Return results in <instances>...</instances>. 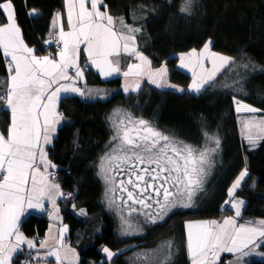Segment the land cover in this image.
<instances>
[{
	"label": "trees",
	"instance_id": "16d2710c",
	"mask_svg": "<svg viewBox=\"0 0 264 264\" xmlns=\"http://www.w3.org/2000/svg\"><path fill=\"white\" fill-rule=\"evenodd\" d=\"M104 2L111 16L140 29L139 50L149 57L154 68L166 65L169 81L187 92L162 91L146 82L130 95L120 91L107 100L87 102L74 96L61 101L60 110L67 122L49 148V157L55 167L61 168L56 182L64 192L74 195L71 200H63L62 207L71 242L81 255L80 264H136L130 257L133 248L121 250L139 243L144 256L164 237L174 235L185 241L188 222L220 221L233 215L234 210L226 207L229 190L246 168L248 176L235 198L244 200L243 217L264 219V139L252 145L243 137L233 99L261 109L258 114L264 116V0H193L190 15L180 11L185 0ZM12 3L24 44L47 56L44 45L52 37L54 17L65 14V0ZM33 10L39 14L32 15ZM7 22L5 15L0 14V26ZM206 44L210 52L228 55L234 63L211 83L213 87L205 85L196 94L191 91L193 75L179 70L178 65L184 55L193 51L199 54ZM81 61L85 66L84 56ZM8 63L0 49V95L8 89H4L10 77ZM86 85L120 88L121 80L104 81L87 68ZM118 109L154 123L171 137L197 149L215 148L214 143L206 142L205 132L220 141L211 157L212 166L206 168L207 190L198 197L196 207L176 212L146 236L127 239L120 237L118 221L106 208L104 184L98 175L99 161L114 136L112 118ZM10 122L11 113L0 101V130L6 132ZM77 211H84V215H77ZM48 228L49 220L35 215L21 225L30 238H43ZM104 248L116 253L112 260L105 259ZM260 250L264 252V245ZM27 255L18 257L16 264H22ZM232 258L224 255L220 264H231ZM169 264L191 263L185 254H180ZM246 264H264V260L252 259Z\"/></svg>",
	"mask_w": 264,
	"mask_h": 264
},
{
	"label": "snow or ice",
	"instance_id": "6c2138e0",
	"mask_svg": "<svg viewBox=\"0 0 264 264\" xmlns=\"http://www.w3.org/2000/svg\"><path fill=\"white\" fill-rule=\"evenodd\" d=\"M85 3L86 0H79L76 23L72 21L70 7L68 23L73 31L69 33L61 31L64 49L60 52V60L57 61L47 56L39 58L33 55V49L28 48L20 36L12 0H0V14H4L8 21L7 24L0 26V49H3L6 57H11L8 65L10 80L7 93L6 96H0V101L11 113L7 136L0 133V264H8L10 253L15 248L14 245L8 247L6 255L5 241L9 240L14 232L18 243L24 240L17 224L25 204L29 208H39L43 211V200L47 199L55 205L56 197L64 195L60 191V185L48 179L54 175L48 172V168H54L55 165L47 160V153L41 142L48 144L51 141V133L55 132V125L59 123L60 116L55 112L59 94L75 92L84 95L81 88L75 86L77 80L82 79L84 75L76 62L81 41L87 48L92 64L106 76L120 72L119 60L113 61L109 57L119 56L121 48L128 55H135L142 63L149 65L147 73L149 82L156 84L157 87H161L160 80L167 74L166 68L153 71L150 68L151 62L137 52L136 37L131 33L139 32V28H129L121 19L119 23L127 28L128 34L123 31L117 32L113 17L100 11L99 6L103 4V0H91V11L85 7ZM69 4L72 5V0H69ZM192 4L193 0H185L180 11L190 15ZM66 37H74L73 52L70 55ZM204 53H209L207 58L211 60L212 68L206 69L200 62L201 72H193L191 91L196 94H199L205 85L213 87L210 82L215 80L217 72L234 63L231 57L210 52L208 44L200 54L201 58L204 57ZM196 55L195 51L190 53L192 57ZM186 66L182 62L181 67ZM69 67L75 69L74 77L68 75ZM133 69L137 71L134 72ZM140 69L141 65L132 64L123 72V76L127 78L130 75H143ZM65 80L71 83L62 84L61 81ZM130 89L133 92L139 91L140 81L126 80L124 91L128 92ZM233 99L237 112L262 111ZM116 115L119 117L120 113ZM245 123L249 130L259 129L255 139L250 132L246 135L250 144L255 145L256 139H264V119L257 120L253 117ZM204 136L206 142L215 144V148L206 146L202 150L197 149L162 133L149 121L133 119L130 114H124V118L118 120L112 138L118 143L104 157L105 163L101 165L104 179L110 185L109 192L114 195L119 190L127 194L126 197L121 195L119 199L127 206L128 215L140 211L133 205H140L141 209L156 205L154 212L144 213L147 220L153 224L163 221L175 208L192 207L194 194L203 190L206 168L212 166L211 155L220 144L217 137L210 136L207 132ZM41 165L44 166V171H41ZM121 171L126 172L127 180L120 179L117 182L115 176L109 175L111 172L118 174ZM247 175V169L241 172L229 190L230 197ZM128 185H131V189ZM114 202L110 200V203ZM243 203L242 200H236L231 204L237 217L240 216ZM121 219L128 228H131V224L123 216ZM187 227L189 229L187 248L191 264H215L221 252L239 253L236 259L240 264L244 257L253 254L264 256V252L256 251L264 245V220L255 224L248 222L237 225V221L230 217L222 223L211 221L195 226L189 224ZM193 227L197 228L195 234L192 232ZM66 231V227L61 230ZM125 234L130 233L125 230ZM27 244L30 248L35 246L32 241H27ZM56 244L63 247V239H57ZM46 245L47 241L41 243V247ZM172 248L171 242L161 245L158 251L163 255L156 259L155 264H169ZM103 251L109 259L114 255L108 248H104ZM48 255L54 256L57 261L60 260L58 248L49 251ZM153 255L144 254V258L148 260Z\"/></svg>",
	"mask_w": 264,
	"mask_h": 264
},
{
	"label": "crops",
	"instance_id": "0c3cea01",
	"mask_svg": "<svg viewBox=\"0 0 264 264\" xmlns=\"http://www.w3.org/2000/svg\"><path fill=\"white\" fill-rule=\"evenodd\" d=\"M65 4H66V8H65V14L63 15V17L61 15H56L54 17L53 20V24H52V33L51 36L54 35H59L61 37V31H63L64 33H69L72 32L73 29L72 27L69 25L68 21H69V10L71 7V11H72V21L73 23H76L77 21V14L79 12V0H72V5L69 4V0H65ZM85 7L91 11V0H86L85 3ZM100 11L102 12H106L108 15L109 12L106 8L105 2L103 0V4L99 6ZM39 14V12L35 13L34 11L32 12V15L37 16ZM111 16V15H110ZM113 17V16H112ZM122 18H115L114 17V28L117 32H125L127 33V28L123 27L119 21ZM124 21V24L127 25L129 28H134L133 26L129 25L126 23V21L124 19H122ZM16 21V20H15ZM8 23V22H7ZM140 31L139 32H134L131 33V35H135L136 37V41H135V46H136V50L137 52L140 53L138 45H137V37L139 36ZM20 36L23 40L21 31H20ZM50 36V37H51ZM66 39L68 40V52L69 55L73 52V42H74V37H66ZM24 42V41H23ZM64 42V40H63ZM131 44V42H129ZM121 44H123V41H121ZM29 48V47H28ZM33 49V55L39 57V58H43L46 55H41L38 54L37 51L34 48ZM3 51V49H1ZM78 56L76 59L77 64L80 66V68L83 70L84 75L82 79H78L76 82V87L81 88L82 91H84V100L87 102L90 101H96V100H103L106 99L108 97H110L113 92L111 91H100L101 89H94V91H91V89H88L90 86L86 85V69H92L93 71L97 72L101 78L104 79H115L117 77L121 78V90L124 93H135L133 91H131V89L128 92L124 91V87H125V82L126 80L128 82H132L135 79L141 78V76H134V75H130L127 78L123 76V72L128 70V67L132 64H139L141 65V70L144 68V66L148 65V64H144L142 63L139 59H137L135 57V55H128L127 53H125L123 51V48H121L120 50V55L119 56H110L109 59L110 60H119V67H120V72L119 73H113L110 76H106L104 74H102L99 69L92 64L91 59L88 56V51L87 48L84 44L83 41H81L79 48H78ZM204 51V50H203ZM203 51L201 53H203ZM197 54V60L195 61V67L198 66L196 73L200 72L201 69L199 67V63L202 62L204 67H206V64L204 63L205 59H207V56L209 53H204V57L201 58L200 54ZM142 54V53H141ZM81 56H84L85 59V66L83 65V62L81 61ZM195 56V57H196ZM6 61H11V57H6L4 55ZM186 57H191L190 54H186L184 55L181 59L179 64H181L182 60ZM194 57V58H195ZM60 60V54L58 56V60ZM152 66V63H151ZM153 68V66H152ZM207 69V68H206ZM68 75L74 77L75 76V69L73 67H69L68 68ZM133 71H137L136 69H133ZM106 76V77H105ZM166 78H168L169 80V76H168V69H167V74H166ZM149 82V80H147ZM62 84H69L71 83L70 81H61ZM150 83V82H149ZM8 84L7 83V87L4 88V83H3V88L7 89L8 88ZM124 84V86H123ZM152 86L158 88L157 86H155V84L150 83ZM80 97L82 95H80L79 93H75V92H61L59 94V100L56 101L55 104V112L60 116V120L59 123H57L55 125V132L51 133V141L48 144H43L42 146L45 150V152L47 153V160L51 162L50 157H49V148L52 146L53 142L55 141V139L57 138L58 132L60 130V128L65 124L66 122V118L63 116V114L61 113L60 110V104L61 101L64 98L67 97ZM4 109L10 111L7 106L4 104ZM51 118V115H50ZM42 119V118H41ZM11 124V122H10ZM10 127V126H9ZM9 130V129H8ZM8 130L6 132L1 131L0 133L4 134L5 136H7ZM37 163H39V157H37ZM51 164H53L51 162ZM54 165V164H53ZM54 168H48V172L52 173ZM41 171H44V166L41 165ZM37 179H39V177H37ZM49 181L57 183L56 181L53 180L52 176L48 177ZM59 184V183H58ZM60 185V184H59ZM60 191L62 193H64V191L61 188L60 185ZM64 197L63 196H57L56 197V202L55 205H53L50 201H48L47 199L43 200V206H44V210L41 211L39 208H29L27 206V204H25L22 213L19 216L18 219V231L20 234H22V236L24 237V240L22 242H17L16 238H15V232L13 233L12 237L9 240L5 241V245H6V252L5 254L8 255V251L7 248L10 246H15V248L12 249L11 253H10V260L8 261V264H16L15 260L22 256V255H27L30 253H34L37 257V262L39 264H80L81 262V255L79 250L72 244L71 242V231L70 228L68 226V224L64 221V215H63V207H62V202H63ZM50 210V212H48ZM35 215V216H39V217H46L49 220V228L45 234V236L43 238H30L27 237L25 235V233L21 230V225L22 222L27 219L28 217ZM67 228L66 232H61V230L63 228ZM63 239V247H61L60 245L56 244V240L57 239ZM27 241H32L33 244L35 245L34 247H29L27 244ZM47 241V245L44 247H41V243ZM59 249V253H60V260L57 261L56 258L54 256H49L48 252L49 251H55L56 249ZM232 264V262H231Z\"/></svg>",
	"mask_w": 264,
	"mask_h": 264
},
{
	"label": "rangeland",
	"instance_id": "374dc122",
	"mask_svg": "<svg viewBox=\"0 0 264 264\" xmlns=\"http://www.w3.org/2000/svg\"><path fill=\"white\" fill-rule=\"evenodd\" d=\"M34 12L37 13L38 11H34ZM113 19H114V17H113ZM52 24H53V22H52ZM213 52H215L217 54H220V55H223V56H228V55H224V54H221L219 52H216V51H213ZM140 53H142V55L144 57H146L148 61L151 62V60L149 59V57L145 53H143L141 51H140ZM195 53L197 54V52H195ZM208 56H209V54H208ZM228 57H230V56H228ZM196 60H197V56L195 58L192 57V56L191 57L184 58L182 60V62H183V64H185L187 66L186 67H181V64H182V62H181V64L178 65V69L181 70V71H183V72H186V73H189V74L193 75V72H196V70L198 68V66L195 67V61ZM204 63L205 64H208L207 69H211L212 68V63H211V60L210 59L207 58V60H205ZM217 64H219V61H217ZM227 66L228 65H226L225 67L221 68L220 71L217 72L215 79L219 76V74ZM150 68L154 71V70L160 69V68H166L167 69V66L166 65H163L162 67H159V68H154V67L152 68V66L150 64ZM148 70H149V65L144 66V68L141 70L144 74L143 75H140L141 78L135 79V80H139L140 81V88L146 82H148L147 80H149L148 79V75H147ZM200 72H197V73H200ZM154 78L159 79L158 77H154ZM117 79L121 80V78L117 77L115 79H104V81H106V80H117ZM9 80H10V77H8V81ZM213 81H211L210 83H212ZM160 84H161V87H158V89H160L162 91H170V92H174V93H184V92H187V89H185V88H183L181 86H178V85L173 84L172 82H170L168 80V78H166V75L163 77L162 80H160ZM167 85H172L174 87H168ZM121 86H122V84H121ZM123 86H124V84H123ZM155 86H156V84H155ZM88 89H91V91H94V89H101L100 91H111V92H113V94L110 97H108L106 99H103V100H107V99L111 98L112 96H115L116 94H118V92L122 91L121 90V87L120 88H118V87L113 88V87H104V86H99V87H97V86H90L89 88H87V90ZM180 89H183L184 91H180ZM130 93L131 92L125 93V94L126 95H130ZM117 113H120V116L119 117L116 115ZM124 114H126V111L123 110V109H118L117 112H115V114H113L112 124H113V127H114V134H115V131H116V124H117L118 120L124 118ZM128 114H130L133 117V119H142L139 116H134L130 111H128ZM237 114H239L240 119H241V121H240L241 122V133H242L243 137L246 139V135H248L249 132H250L253 135L254 139H255V134L259 131V129L258 128H251L249 130L246 127V123L245 122L248 121V120H250V119H252L253 117H255L257 120L264 119V116L261 115V114H258V112L257 113H249V112H245V111L237 112ZM66 122H67V120H66ZM150 123L155 128H157L158 130H160L162 133H164L166 135H169V133H167V132L159 129L154 123H152V122H150ZM256 140H258V139H256ZM112 141H113V143H110V145H109L108 149L106 150L104 156L99 161V164H98V175H99L101 181L104 184V190H105L104 201H105V204H106V208L116 217V219L118 221V225H119L118 226V231H119L120 237L122 239H127V238H131V237H135V236H146L149 233L150 230H154L157 227L163 226L167 222L168 218L171 215H174L176 212L193 210L196 207L195 205L197 204L198 197L199 196H202L206 192V190H207V177H208V173L203 178L204 179V182H203V190L196 192L194 194L193 198H192V207H189V208H180V207L175 208L171 212H169V214L165 217V219L163 221L157 222L155 224L149 222L147 220V217L144 215V213H143V216L138 215V214L128 215V209L124 208L119 203L118 197L115 194L113 195L112 193L109 192L110 185H109V183H107L105 181L104 175L101 172V165L103 163H105L104 157L108 153H110L112 151V149L115 147V145L118 143V141H114L113 139L111 140V142ZM211 157H212V155H211ZM105 167H107V165H105ZM247 172H248V169H247ZM109 175L115 176L114 175V172L109 173ZM247 176L244 178L243 181H241V185L235 190V193L242 186V184L245 181V179L247 178ZM116 180H117V178H116ZM235 193H234V195L232 197L229 196L228 203L226 204V207H228V208L230 207V209H233L234 210V214L233 215H229L227 217H224L220 221H217V220H212V221H216L218 223H222L223 220L231 217V218H234L237 221V225H240V224H247L248 222H252L253 224H255V222H257V221L264 220V219H249V218L243 217V211H244L245 203H243V205L240 208V216L237 217L235 215V209L231 207V204L233 202H235L236 200H242V199L235 198ZM110 200H114L115 202L114 203H110ZM82 212H83V214H82ZM148 212H152V211L149 210ZM76 214L77 215H84V211H77ZM122 216L124 217V219H126L129 222V224H131V228H128V225H126L124 223V221L121 219ZM204 222H211V221H209V220H207V221H193V222L186 223V225H185V231H186V233H184V234H186L185 235V241H181L180 240V237H178V236L175 238L174 235H171V236L162 238L160 241H158V243L155 245V247L149 248V250H147V254L148 253L154 254L148 260H146V259L144 260L143 251L138 249L139 243L131 244V245H129V247H127L125 249H122L121 251L122 252L123 251L125 252V251L133 248V252L130 255V257L134 258V261H136L138 264H155L156 259L159 256H162L163 255L162 252H159L158 251L161 248V245L165 244L166 242H171L172 245H173V248H172L171 260H170L169 263L173 262L175 260V258L178 255H180V254L182 256L185 254L186 258L188 257V260L191 263V259L189 257L188 248H187L188 232H189V229H188L187 226L189 224H192V225L195 226V225H199V224L204 223ZM125 230H127L130 234H125ZM196 231H197V228L196 227H193L192 232L195 234ZM258 242H259V240H258ZM260 248L257 249L256 251L257 252H261ZM245 250H247V249H245ZM111 252L114 253L113 251H111ZM103 253L105 255V259H107V260H112V258L116 254V253H114V255L109 259L108 256H107V254L104 251H103ZM224 255H231L233 257L232 260L230 261V262H232V264H240V262H238L237 259H236L237 256L239 255V253H232V252H221L219 254V259L215 262V264H220L221 259H222V257ZM252 259L264 260V256L253 254V255H250L248 257H244L242 264H246V262H250Z\"/></svg>",
	"mask_w": 264,
	"mask_h": 264
},
{
	"label": "built area",
	"instance_id": "2783aa9c",
	"mask_svg": "<svg viewBox=\"0 0 264 264\" xmlns=\"http://www.w3.org/2000/svg\"><path fill=\"white\" fill-rule=\"evenodd\" d=\"M63 49H64V42L59 35H54L51 38L50 42L44 45V53L47 54V56L50 59L58 60V56ZM8 65L9 63L7 64V71H8V74L10 75L9 70H8ZM6 93H2L0 96H6ZM82 98H84V95L82 96ZM60 169H61L60 167H54L52 171L54 175H51L53 180L55 181L57 180L59 176L57 172ZM73 196H74L73 193L70 191L64 192V195H63L64 199L66 200H71ZM48 212H50V210ZM22 264H39V263L37 262L36 255L34 253H30L26 256V259L23 261Z\"/></svg>",
	"mask_w": 264,
	"mask_h": 264
},
{
	"label": "flooded vegetation",
	"instance_id": "af4514ba",
	"mask_svg": "<svg viewBox=\"0 0 264 264\" xmlns=\"http://www.w3.org/2000/svg\"><path fill=\"white\" fill-rule=\"evenodd\" d=\"M111 143H113V141H112ZM114 175H115V177L117 178V182H118L120 179H125V180H127V178H128L126 172H123V171L119 172L118 174H117V172H114ZM128 187H129V189H131V185H128ZM115 195L118 197L119 203H120L124 208L128 209L127 206L124 205L123 202L119 199V197H120L121 195H124V196L126 197L127 194H126V193H121L119 190H117L116 193H115ZM129 203H131V202H129ZM150 203H151V202H150ZM133 207H136L137 209H140V211H139V212H133L132 214H138V215L143 216V213H148L149 210H151L152 212H154V211H155V208H156V205H153L152 208H143V209L140 208V205H133Z\"/></svg>",
	"mask_w": 264,
	"mask_h": 264
},
{
	"label": "bare ground",
	"instance_id": "6f19581e",
	"mask_svg": "<svg viewBox=\"0 0 264 264\" xmlns=\"http://www.w3.org/2000/svg\"><path fill=\"white\" fill-rule=\"evenodd\" d=\"M7 92V90L4 92V93H6ZM2 102V101H1ZM3 103V102H2ZM26 259V256L23 258V260H22V263H23V261Z\"/></svg>",
	"mask_w": 264,
	"mask_h": 264
},
{
	"label": "clouds",
	"instance_id": "9594fccd",
	"mask_svg": "<svg viewBox=\"0 0 264 264\" xmlns=\"http://www.w3.org/2000/svg\"><path fill=\"white\" fill-rule=\"evenodd\" d=\"M51 38H52V37H51ZM50 40H51V39H50ZM86 72H87V69H86ZM83 92H84V91H83ZM80 98H81V99H84V98H82V96H80ZM65 200H66V199H65Z\"/></svg>",
	"mask_w": 264,
	"mask_h": 264
}]
</instances>
